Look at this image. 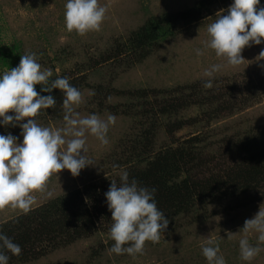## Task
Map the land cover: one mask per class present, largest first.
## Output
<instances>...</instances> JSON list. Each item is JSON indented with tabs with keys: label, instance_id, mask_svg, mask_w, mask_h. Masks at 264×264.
I'll return each instance as SVG.
<instances>
[{
	"label": "rangeland",
	"instance_id": "obj_1",
	"mask_svg": "<svg viewBox=\"0 0 264 264\" xmlns=\"http://www.w3.org/2000/svg\"><path fill=\"white\" fill-rule=\"evenodd\" d=\"M200 1L99 0L108 8L106 19L99 31L81 36L66 29L67 0H0V43L16 45L22 55L35 52L38 62L53 70L50 79L69 78L70 84L84 93V102L77 107L81 115L117 117L108 132L107 145L88 135V155L96 165L82 169L75 177L67 169L53 173L47 187L51 196L47 191L33 193L36 202L31 210L91 183L120 179L124 171L142 160L132 152L135 144L143 141L144 130L151 129L154 152L172 144L174 148L183 145L191 149L192 156L204 163L192 174L205 179L238 166L247 149L257 152L255 141L264 142V83L259 87L256 83L264 77V60L257 62L256 57L264 43L246 47L242 55L247 61L235 67L204 47L209 40L207 25L234 0H203L206 5L199 20L176 23L173 36L152 47L141 61H135L125 50L130 35L148 19L186 12ZM260 6L264 7V0H260ZM198 48L204 55L197 56ZM213 64L225 67L214 74L213 87L208 89L203 87L209 79L204 71ZM172 104L180 107L159 114L165 105ZM36 120L43 126L62 127V105L42 109ZM177 123L180 129L168 134ZM21 132L17 126L0 134L11 133L22 144ZM194 138L197 143L186 144ZM261 204L264 181L244 193L233 195L229 191L213 201L195 202L191 208L166 218L169 225L160 241L146 242L142 255L111 253V226L96 225L95 232L70 244L55 248L43 244L40 256L21 264H208L202 253L208 239L219 243V254L226 264H264V250L248 262L240 258L239 249L245 235L239 230ZM21 214L25 213L11 207L0 209V225ZM228 232L233 233L231 239ZM257 236L255 232L247 234L253 245ZM260 247L264 249V244Z\"/></svg>",
	"mask_w": 264,
	"mask_h": 264
},
{
	"label": "clouds",
	"instance_id": "obj_2",
	"mask_svg": "<svg viewBox=\"0 0 264 264\" xmlns=\"http://www.w3.org/2000/svg\"><path fill=\"white\" fill-rule=\"evenodd\" d=\"M107 12V6L101 5L99 0H67L66 29L81 36L99 31ZM207 33L209 40L204 42V47L226 59L227 65L239 66L247 61L242 55L246 47L264 43V7L260 6V0H234L227 9L216 14L214 21L207 25ZM196 54L202 56L204 52L198 48ZM261 60H264V49L256 57L257 62ZM223 67L225 65L213 64L206 69L204 76L209 79L203 87L211 89L214 74ZM52 76L53 70L43 67L35 52L25 53L18 66L0 75V124L19 126L23 136L21 144L11 133L0 134V209L11 207L27 213L36 202L33 193H45L53 173L67 169L75 177L82 169L95 166L96 161L88 155L89 134L102 145L109 143L107 135L117 117L113 114L106 118L98 114L81 115L77 107L84 102V93L71 85L69 78L50 79ZM36 85H41L44 93H52L54 89L63 93L62 127L53 128L37 122L41 110L54 108L57 100L51 94L41 95ZM108 99L110 101L111 97ZM10 112L14 115H9ZM155 192V188L140 186L135 178L130 180L127 171L121 174L119 184L111 181L105 193L112 214L109 231L114 243L111 253L135 257L144 253L146 242L160 241L169 220L158 208ZM51 194L47 191V195ZM239 232L245 234L239 241L240 258L251 262L264 250L260 247L264 244V204L253 218L245 220ZM250 232L258 234L255 245L247 238ZM232 234L228 232L227 238L231 239ZM9 252L19 256L22 248L12 237L0 231V264H9ZM202 253L208 264H226L224 256L219 254V243L212 239L202 247Z\"/></svg>",
	"mask_w": 264,
	"mask_h": 264
},
{
	"label": "trees",
	"instance_id": "obj_3",
	"mask_svg": "<svg viewBox=\"0 0 264 264\" xmlns=\"http://www.w3.org/2000/svg\"><path fill=\"white\" fill-rule=\"evenodd\" d=\"M203 5H206V2L202 0L186 12L148 19L130 35L125 46L126 52L132 54L135 61L145 59L152 47L173 36L176 23L180 21L193 23L199 20ZM21 56L16 45L8 46L0 43V72L18 66ZM263 78L256 83L258 87L264 83ZM41 87L36 85V90L41 92ZM50 94L55 96L57 105H62L63 93L59 89H54L52 93L41 92V95ZM172 105H165L159 114L165 115L171 111L170 108L180 107V105ZM9 115L14 113L10 112ZM16 127L11 125L5 127L0 124V131L4 132ZM180 127V123L175 124L168 134H172ZM150 130H144L143 141L135 144L132 152L136 154V159L142 158L141 162L139 161L137 166L127 172L129 179L135 178L140 186L156 189L157 206L165 213V218L191 208L195 202L222 198L229 191L237 195L253 190L264 181V147H261L264 142L261 140L254 143L258 145L257 152L250 153V150L245 148L247 156L242 158L238 166L226 170L221 176L205 179L203 175L192 174L194 169L203 167L204 163L198 161V157L192 156L191 149L183 145L174 148L172 144L154 152L153 134ZM194 142L197 143L196 138L187 141L186 144ZM111 181L107 179L102 183H91L84 188L74 189L66 195L1 224L0 231L12 237L22 248L19 256L7 253L10 257L9 264H21L28 262L29 259H36L43 252L40 248L43 244L54 245L55 248L88 236L96 231V225L111 226L112 214L105 196ZM115 181L120 183V179Z\"/></svg>",
	"mask_w": 264,
	"mask_h": 264
}]
</instances>
